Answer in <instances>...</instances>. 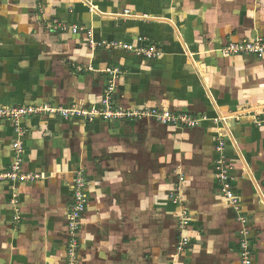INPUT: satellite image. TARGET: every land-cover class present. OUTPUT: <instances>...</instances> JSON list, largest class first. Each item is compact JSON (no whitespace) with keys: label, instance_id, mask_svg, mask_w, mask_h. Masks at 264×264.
<instances>
[{"label":"crops","instance_id":"0c3cea01","mask_svg":"<svg viewBox=\"0 0 264 264\" xmlns=\"http://www.w3.org/2000/svg\"><path fill=\"white\" fill-rule=\"evenodd\" d=\"M257 36L264 0H0V107L100 108L112 69L117 108L206 118L33 115L22 134L0 120V173L20 141V173L37 177L0 181V264L66 263L79 174L80 264H241L242 217L264 264V58L220 51ZM220 159L241 212L222 194ZM183 211L190 245L176 256Z\"/></svg>","mask_w":264,"mask_h":264},{"label":"built area","instance_id":"2783aa9c","mask_svg":"<svg viewBox=\"0 0 264 264\" xmlns=\"http://www.w3.org/2000/svg\"><path fill=\"white\" fill-rule=\"evenodd\" d=\"M78 29L74 28L73 32ZM94 45V41H90ZM145 50H142L143 53ZM224 56L234 55H252L259 59L264 58V38L257 36L252 39H244L239 42H230L221 49ZM149 57H153L152 53H147ZM110 79L106 88L100 108L91 110L79 109L76 107L64 108L53 107L50 105L44 106H21V107H0V120H8L14 123L16 131L22 134L21 121L28 116L33 115H48L60 116L66 119L77 118L85 120L87 123H93L97 118L104 121H118L123 119L137 118L142 115H147L162 125H171L177 127L194 128L198 127L205 117H194L189 114H175L169 110L153 109L148 112H129L117 108L114 103L115 80L118 75L117 70L109 69ZM206 119V118H205ZM220 144L219 149L222 147ZM14 149L17 152V161L12 167V171L1 174L2 180H34L37 177L32 175H23L20 173L22 160L20 155L23 153V148L20 141L14 144ZM232 167L229 166L224 159L218 161L216 167V178L222 190V194L227 203L230 204L237 212H241V202L233 193L234 177L231 175ZM88 181L83 174L76 176L74 181L73 204L69 209L67 229H68V244L66 249L65 264H80L79 253L81 250V230L83 215L86 211L89 202L86 193ZM191 216L187 211L181 212L179 216L180 240L177 248L178 256L183 253L190 245V239L184 235V230L191 223ZM243 229L240 232V252L241 264H253V251L250 246V231L247 226V220L242 217L240 219Z\"/></svg>","mask_w":264,"mask_h":264},{"label":"rangeland","instance_id":"374dc122","mask_svg":"<svg viewBox=\"0 0 264 264\" xmlns=\"http://www.w3.org/2000/svg\"><path fill=\"white\" fill-rule=\"evenodd\" d=\"M226 46V45H225ZM225 46H223L222 48H224ZM221 51V50H220Z\"/></svg>","mask_w":264,"mask_h":264}]
</instances>
